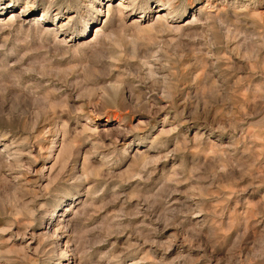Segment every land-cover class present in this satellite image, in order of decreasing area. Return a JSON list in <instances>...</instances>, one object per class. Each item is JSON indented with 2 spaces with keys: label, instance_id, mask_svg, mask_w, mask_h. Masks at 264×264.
<instances>
[{
  "label": "rangeland",
  "instance_id": "rangeland-1",
  "mask_svg": "<svg viewBox=\"0 0 264 264\" xmlns=\"http://www.w3.org/2000/svg\"><path fill=\"white\" fill-rule=\"evenodd\" d=\"M0 211V264H264V0H0Z\"/></svg>",
  "mask_w": 264,
  "mask_h": 264
},
{
  "label": "bare ground",
  "instance_id": "bare-ground-1",
  "mask_svg": "<svg viewBox=\"0 0 264 264\" xmlns=\"http://www.w3.org/2000/svg\"><path fill=\"white\" fill-rule=\"evenodd\" d=\"M130 11V10H129ZM98 35V34H97ZM12 92V91H11ZM7 95V94H6ZM14 95V94H13ZM8 98V96H7ZM3 100V99H2ZM2 105V104H1ZM2 107V106H1ZM6 107V106H5ZM16 109V108H15ZM16 111V110H15ZM8 112V111H7ZM4 114V113H3ZM6 114V113H5ZM10 115V114H9ZM3 117V116H2ZM1 212V211H0ZM3 218V217H2Z\"/></svg>",
  "mask_w": 264,
  "mask_h": 264
}]
</instances>
